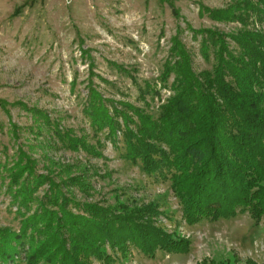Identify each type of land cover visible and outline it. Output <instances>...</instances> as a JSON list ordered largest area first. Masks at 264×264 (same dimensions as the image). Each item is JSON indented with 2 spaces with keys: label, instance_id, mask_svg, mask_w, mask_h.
I'll return each instance as SVG.
<instances>
[{
  "label": "trees",
  "instance_id": "trees-1",
  "mask_svg": "<svg viewBox=\"0 0 264 264\" xmlns=\"http://www.w3.org/2000/svg\"><path fill=\"white\" fill-rule=\"evenodd\" d=\"M200 9L214 21L241 25L236 34L227 35L193 30L187 24L194 36L204 35L203 55L212 49L210 71H194L192 55L177 35L160 75L162 88L171 94L159 104L155 117L129 102L104 100L92 88L84 115L94 136L106 130L105 138L114 143L121 135L125 158L138 160L147 175L170 182L188 226L244 213L258 225L264 217V30L250 25L264 24V0H242L221 10ZM227 38L236 50L229 49ZM145 90L159 97L160 89L147 85ZM26 110L36 123L35 134L41 135L45 127L50 135L43 145L60 144L73 152L100 156V139L92 145L71 129L60 128L43 111ZM7 172L11 203L21 219L18 231L0 230L2 264H15L21 253L25 264H92L91 258L114 264L116 254L126 257L130 245L146 257L157 250L189 251L190 241L156 224L162 213L152 205L103 207L78 202L72 189L90 188L84 171L55 182L49 175L36 174L35 161L19 151ZM45 184L43 196L34 197ZM32 203L36 207L28 214Z\"/></svg>",
  "mask_w": 264,
  "mask_h": 264
},
{
  "label": "rangeland",
  "instance_id": "rangeland-1",
  "mask_svg": "<svg viewBox=\"0 0 264 264\" xmlns=\"http://www.w3.org/2000/svg\"><path fill=\"white\" fill-rule=\"evenodd\" d=\"M241 1L0 0V230L18 231L20 226L7 169L23 151L35 161L36 174L49 175L55 182L83 171L88 174L87 192L72 189L78 202L103 207L152 205L162 213L157 225L190 241L187 254L157 250L153 257L130 245L126 257L116 254L114 264H248L250 260L264 264V217L258 225L244 213L188 226L170 182L147 175L138 160L125 158L121 135L114 143L105 138L106 130L94 136L83 111L92 88L104 100L129 102L155 117L159 104L171 94L162 88L160 75L172 38L178 35L190 52L196 73L210 71L212 49L204 56L200 50L204 35L194 36L187 24L193 30L236 34L241 30L237 21H214L200 8L227 9ZM252 28L264 30V24ZM226 42L229 49H237L229 38ZM172 80L171 74L167 86ZM147 85L160 89L159 97L146 93ZM26 109L43 111L60 128L71 129L92 145L100 139V156L60 144L43 145L50 135L45 127L41 135L35 134L36 123ZM47 187L41 186L34 197H42ZM35 207L32 203L28 214ZM106 251L112 253L109 247ZM15 264H25L22 253Z\"/></svg>",
  "mask_w": 264,
  "mask_h": 264
}]
</instances>
